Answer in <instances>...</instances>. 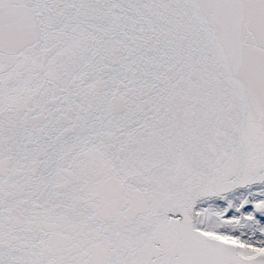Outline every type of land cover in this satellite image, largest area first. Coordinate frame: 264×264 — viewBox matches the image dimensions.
Masks as SVG:
<instances>
[{"label":"snow or ice","instance_id":"1","mask_svg":"<svg viewBox=\"0 0 264 264\" xmlns=\"http://www.w3.org/2000/svg\"><path fill=\"white\" fill-rule=\"evenodd\" d=\"M0 264H264V0H0Z\"/></svg>","mask_w":264,"mask_h":264}]
</instances>
